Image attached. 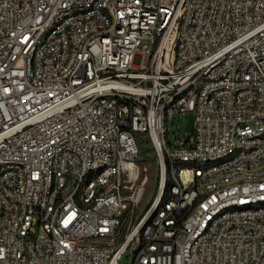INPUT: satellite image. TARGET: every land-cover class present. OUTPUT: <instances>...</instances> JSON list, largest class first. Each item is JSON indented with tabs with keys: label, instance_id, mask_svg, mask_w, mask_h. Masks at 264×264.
<instances>
[{
	"label": "built area",
	"instance_id": "1",
	"mask_svg": "<svg viewBox=\"0 0 264 264\" xmlns=\"http://www.w3.org/2000/svg\"><path fill=\"white\" fill-rule=\"evenodd\" d=\"M0 264H264V0H0Z\"/></svg>",
	"mask_w": 264,
	"mask_h": 264
},
{
	"label": "rangeland",
	"instance_id": "2",
	"mask_svg": "<svg viewBox=\"0 0 264 264\" xmlns=\"http://www.w3.org/2000/svg\"><path fill=\"white\" fill-rule=\"evenodd\" d=\"M193 122L192 113H175L168 123V143L172 146H177L179 142L187 141L192 135ZM136 139L140 145L139 155L136 160L140 174L135 186L142 185V181L145 182L141 198L132 206V217L134 220L152 203L158 193L160 181V169L155 150L143 134H136ZM35 229H37V226H35Z\"/></svg>",
	"mask_w": 264,
	"mask_h": 264
},
{
	"label": "bare ground",
	"instance_id": "3",
	"mask_svg": "<svg viewBox=\"0 0 264 264\" xmlns=\"http://www.w3.org/2000/svg\"><path fill=\"white\" fill-rule=\"evenodd\" d=\"M142 192H143V189H142V191H141V193H140V195H139L138 199L136 200V202H138V201H139V199L141 198V196H142ZM158 196H159V193H158Z\"/></svg>",
	"mask_w": 264,
	"mask_h": 264
},
{
	"label": "trees",
	"instance_id": "4",
	"mask_svg": "<svg viewBox=\"0 0 264 264\" xmlns=\"http://www.w3.org/2000/svg\"><path fill=\"white\" fill-rule=\"evenodd\" d=\"M168 185V184H167ZM166 192H167V188H166V190H165V194H166Z\"/></svg>",
	"mask_w": 264,
	"mask_h": 264
}]
</instances>
